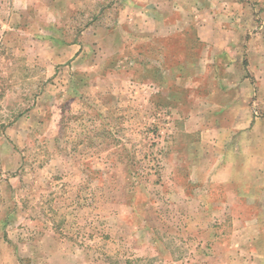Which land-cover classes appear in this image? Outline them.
Returning a JSON list of instances; mask_svg holds the SVG:
<instances>
[{
	"label": "rangeland",
	"instance_id": "rangeland-1",
	"mask_svg": "<svg viewBox=\"0 0 264 264\" xmlns=\"http://www.w3.org/2000/svg\"><path fill=\"white\" fill-rule=\"evenodd\" d=\"M240 2L220 50L191 25L121 38L130 0H0L12 264H264V0Z\"/></svg>",
	"mask_w": 264,
	"mask_h": 264
},
{
	"label": "crops",
	"instance_id": "crops-1",
	"mask_svg": "<svg viewBox=\"0 0 264 264\" xmlns=\"http://www.w3.org/2000/svg\"><path fill=\"white\" fill-rule=\"evenodd\" d=\"M130 5L125 4L118 13L119 33L127 35V29L132 28L136 31L154 30L161 25H178L180 28L194 27L196 39L205 42L213 49H229L234 46L237 38L243 37V31L247 33L244 20L248 18V6L255 11L253 5L245 4L240 0H130ZM170 11L178 13L177 21L163 23V16L169 15ZM162 22L163 24H160ZM160 24V25H159ZM166 25V26H168ZM159 26V27H158ZM110 32V30H108ZM153 32V31H151ZM256 33H254L255 35ZM252 33L248 38H255ZM125 38V37H124ZM152 38V37H150ZM264 38V36L262 37ZM127 43L126 41H124ZM77 44L71 45L73 48ZM79 45V44H78ZM79 46L75 49L77 52ZM236 85L234 87L237 88ZM239 101L232 100L230 105L234 106ZM253 119V118H252ZM248 120L251 123V120ZM254 120V119H253ZM234 127L238 128L236 121ZM258 120H254L250 125L252 129ZM249 127V126H248ZM242 134L253 135V132L244 131ZM251 138V137H249ZM248 161V160H246ZM262 233V232H261ZM264 235V234H263ZM258 240V236L251 239V244ZM0 240V264H12L14 255L12 248L7 243Z\"/></svg>",
	"mask_w": 264,
	"mask_h": 264
}]
</instances>
